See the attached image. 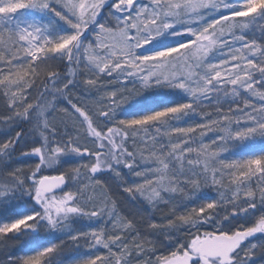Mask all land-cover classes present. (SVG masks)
Segmentation results:
<instances>
[{
	"label": "snow or ice",
	"instance_id": "6c2138e0",
	"mask_svg": "<svg viewBox=\"0 0 264 264\" xmlns=\"http://www.w3.org/2000/svg\"><path fill=\"white\" fill-rule=\"evenodd\" d=\"M0 264H264V0H0Z\"/></svg>",
	"mask_w": 264,
	"mask_h": 264
}]
</instances>
